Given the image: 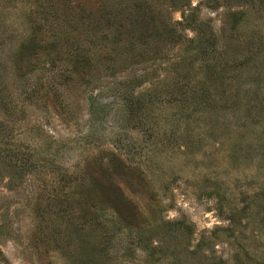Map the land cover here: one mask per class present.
<instances>
[{"label": "rangeland", "instance_id": "rangeland-1", "mask_svg": "<svg viewBox=\"0 0 264 264\" xmlns=\"http://www.w3.org/2000/svg\"><path fill=\"white\" fill-rule=\"evenodd\" d=\"M108 3L0 0V264H264V0Z\"/></svg>", "mask_w": 264, "mask_h": 264}, {"label": "trees", "instance_id": "trees-1", "mask_svg": "<svg viewBox=\"0 0 264 264\" xmlns=\"http://www.w3.org/2000/svg\"><path fill=\"white\" fill-rule=\"evenodd\" d=\"M105 1H110L111 3L106 4V6H111L117 9L116 6H119V10H116V15L115 17L113 16L114 19H117L116 17L119 16L121 13H125L127 15V17L130 19L128 21V24L125 25L124 24H120L117 26V33H116V37L114 39V41L112 42V44L114 46H123L125 44V42L128 41L129 47L132 49H135V47L138 46V43L136 42L137 39H135V36L138 34H140V31L142 29H145V27H143L141 25V23L143 21H141L142 17V12L143 11H147L148 12H152V6L151 4H149V0H105ZM128 1H135V5L131 6V5H125L124 7V3L128 2ZM107 3V2H106ZM116 3H119L118 5H116ZM92 5H94V3H92ZM92 5H90L89 8V12H90V16H89V20L91 19L92 22H94L93 24V28L91 33H96V34H100V33H104L107 29V27L102 26V19L104 17V13L102 14V10L101 8H95ZM122 15L119 16V19H117L118 21L120 20ZM91 17V18H90ZM140 24V25H139ZM140 28H142L140 30ZM155 34H153V36H155L157 38L156 42H160L161 39L165 38V36L170 35V36H181L178 33V30L172 28L171 26H167V25H163L161 24L160 26H155ZM139 30V31H138ZM88 34H91L90 31H87ZM174 33H176L174 35ZM139 36H146V33H142ZM93 37V36H92ZM143 39H147L143 38ZM145 44V43H143ZM151 50L150 47H146V50L144 51H148ZM155 51L154 48L152 50V52ZM91 55V56H90ZM94 52H92L91 54L87 55V59H92L95 58L94 56ZM86 59V60H87ZM110 61V58L107 59V62ZM107 68H109V66H107Z\"/></svg>", "mask_w": 264, "mask_h": 264}]
</instances>
